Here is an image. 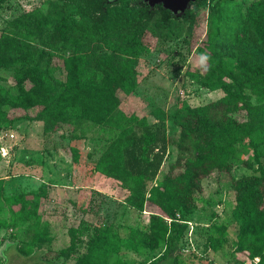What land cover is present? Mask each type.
Here are the masks:
<instances>
[{"label": "trees", "instance_id": "trees-1", "mask_svg": "<svg viewBox=\"0 0 264 264\" xmlns=\"http://www.w3.org/2000/svg\"><path fill=\"white\" fill-rule=\"evenodd\" d=\"M61 1L64 4L58 15L50 13L43 20V15L35 9L21 20L29 27L53 21L56 35L50 36L48 48H56L61 39L69 43V49L73 48L71 56L62 58V67L54 64L55 58L60 57L52 54L44 70L36 67L38 58L21 66L22 72L35 81L32 92L41 99L40 111L25 118L49 120L46 132H54L64 124L73 126L77 121L117 129L118 136L101 155L94 171L119 181L128 189L132 208L142 212L150 204L159 209L150 216L148 226L129 227L123 236L113 233L112 228L96 230L87 252L77 263L132 264L109 258L125 248L139 255L146 250L161 251L151 264H185L179 245L189 229L188 219L199 191L198 182L216 170L248 164L239 149L240 144L248 141L255 153L258 175L233 180L236 205L232 216L236 220L248 217L253 221V227L243 231L239 242L242 264L257 257L259 264H264V164L260 160V147L264 146V0H254L247 6L246 0H200L186 10L181 20H172V13L165 10L157 23L155 15H150L146 7H130L131 0H124L118 13L115 12L118 5H110L109 0ZM5 2L0 0V7ZM201 4L209 9L211 21L206 39L197 45V53L207 56V73L212 72L217 79L213 87L220 85L224 90V105L218 108H195L186 103L177 106L171 119L180 129L178 146L181 149L185 145L191 153L182 158V172L158 181L169 152L167 120L170 117L156 108L152 116L157 122L149 123L145 117H129L118 109L119 93L128 95L138 87V59L132 68L125 70L112 60L107 48L113 43L121 52H133L138 58L148 54L151 51L145 43L148 34L158 38L181 31V35L184 24L192 28ZM20 40L18 37L11 40L14 50L0 48V69L19 72L13 61L20 56L22 46L33 48L31 43ZM35 71L38 74L34 75ZM3 81L5 77L0 76V133L20 120L8 118L7 111L15 97ZM19 99L24 107L29 103L23 95ZM241 112L246 114L242 121L235 116ZM38 194L32 192L28 197L37 202ZM24 196L21 194L13 201ZM6 223L0 219V232L7 227ZM217 226L219 229L210 226L208 235L209 248L214 252L223 249L229 227L226 223ZM19 242L14 244L17 250ZM10 246L14 247H7ZM74 252L73 239L62 254L69 260ZM3 253L7 255V250Z\"/></svg>", "mask_w": 264, "mask_h": 264}, {"label": "rangeland", "instance_id": "rangeland-1", "mask_svg": "<svg viewBox=\"0 0 264 264\" xmlns=\"http://www.w3.org/2000/svg\"><path fill=\"white\" fill-rule=\"evenodd\" d=\"M198 1L131 0L129 5L132 8L146 7L150 15H155L157 23L165 10L172 13V20H181L186 10L192 9ZM253 1L246 0V6ZM108 3L118 5L116 13L125 4L124 0H109ZM63 4L61 0H7L0 7V48L14 50L11 40L15 37L33 45V48L22 46L20 56L13 61L19 72L0 69V76L6 79L2 84L15 97L7 111L8 118L20 119L11 129H3L0 133V219L7 222V227L0 232V264H78L77 259L87 252L96 230L112 228L113 233L123 236L129 227L148 226L150 216L159 212L150 204H146L142 212L132 208L128 189L119 181L94 171L101 155L118 136L117 129L95 122L77 121L73 126L64 124L54 132H46V121L49 120L25 118L40 111L41 99L32 92L35 81L22 72L21 66L25 67L38 58L39 66L36 67L44 70L52 54L60 57L55 58L54 64L62 67V58L71 56L73 48L69 49V43L62 39L56 48H48L50 36L56 35L53 21L29 27L21 20L35 9L45 20L50 13L58 15ZM196 15L192 28L184 24L181 35V31H174V35L169 37L162 35L156 38L148 34L145 43L151 51L139 58L133 52H121L113 43L107 48L112 60L125 70L132 68L138 59V87L128 95L119 93L118 109L129 117H145L149 123L157 122L152 116L156 108L170 117L167 120L169 152L158 181L182 172V158L191 153L185 145L181 149L178 146L180 129L171 119L177 106L186 103L195 108H218L224 105V90L220 85L213 87L217 79L212 72L207 73V56L197 53V45L206 39L211 21L209 9L201 4ZM197 77L201 80H196ZM20 95L29 102V105L25 103L26 108L21 104ZM30 104L33 107H29ZM235 116L240 121L246 119L245 112ZM239 147L248 164L216 170L198 182L199 191L188 219L189 229L179 245L185 264H242L239 242L243 231L253 227V221L248 217L233 218L236 192L231 185L234 179L258 175V167L248 141ZM260 151V160L264 164V146ZM32 192L40 193L39 201L28 197ZM21 194L25 195L23 199L13 201ZM220 223L229 227L225 232L223 249L214 252L208 244L209 227L219 229L217 225ZM73 239L75 252L65 260L62 252ZM18 241L19 251L14 246ZM5 250L7 255L3 253ZM160 255L159 250L153 253L146 250L139 255L122 248L109 258L132 264H151L154 257ZM254 259L245 262L252 264Z\"/></svg>", "mask_w": 264, "mask_h": 264}, {"label": "built area", "instance_id": "built-area-1", "mask_svg": "<svg viewBox=\"0 0 264 264\" xmlns=\"http://www.w3.org/2000/svg\"><path fill=\"white\" fill-rule=\"evenodd\" d=\"M0 152H1V151H0ZM168 221L171 223L172 220H168ZM259 262H260V258L257 257V258L254 259V262H253L252 264H259ZM243 264H251V263L244 262Z\"/></svg>", "mask_w": 264, "mask_h": 264}, {"label": "clouds", "instance_id": "clouds-1", "mask_svg": "<svg viewBox=\"0 0 264 264\" xmlns=\"http://www.w3.org/2000/svg\"><path fill=\"white\" fill-rule=\"evenodd\" d=\"M202 59H206V57H203Z\"/></svg>", "mask_w": 264, "mask_h": 264}]
</instances>
